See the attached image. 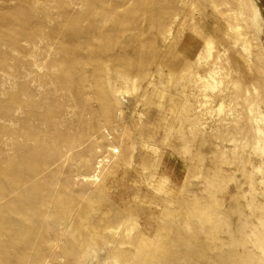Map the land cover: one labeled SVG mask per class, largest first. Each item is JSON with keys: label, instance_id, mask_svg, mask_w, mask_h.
Here are the masks:
<instances>
[{"label": "rangeland", "instance_id": "374dc122", "mask_svg": "<svg viewBox=\"0 0 264 264\" xmlns=\"http://www.w3.org/2000/svg\"><path fill=\"white\" fill-rule=\"evenodd\" d=\"M263 59L264 0H0V264H241L264 150L214 138V79L264 130ZM205 175L229 227L194 241Z\"/></svg>", "mask_w": 264, "mask_h": 264}, {"label": "bare ground", "instance_id": "6f19581e", "mask_svg": "<svg viewBox=\"0 0 264 264\" xmlns=\"http://www.w3.org/2000/svg\"><path fill=\"white\" fill-rule=\"evenodd\" d=\"M149 1H151V0H149ZM253 15H255V14H253ZM118 21H120V23L123 22L122 20H118ZM110 41H112V40H110ZM108 45L110 47L109 40H108L107 44H104V47H103L104 51L107 50L106 48H108ZM206 45L208 46V44H206ZM209 45H210V43H209ZM207 46H206V49H207ZM247 48H248V46H246L244 44V45L241 46L240 49L246 50ZM108 51H110V50H108ZM216 57H215L216 60H214V70L209 71L208 74L205 75V76L202 75L203 77H200L199 79L203 78L205 80L207 77H208V79L212 78L213 74H214V78H215V75L217 73L216 70H215L216 69L215 66H216V61L219 58V57L218 58H216ZM252 57L253 56H251V58ZM257 57L259 58V56H255L256 59H257ZM122 58H121V60L117 59V61L119 60L117 62V67H118V65H121V66L124 67V68L122 67V69L126 68L127 70H129V69H131L130 67L134 66L132 63H130L129 61L125 60L126 58L124 60ZM258 60H259V63H260L261 59H257L256 62H258ZM262 61H261V63H262ZM197 64H199V63H197ZM257 64H256V67H258V68H260L262 66L261 64H260L261 66H259V65L257 66ZM141 65L142 66L144 65L143 62L141 63ZM121 66H120V68H121ZM221 66H222V64H221ZM262 67H264V63H263ZM143 68H145V67L143 66ZM258 68H257V70H258ZM261 69H263V68H261ZM261 74H258V75H261ZM255 76H256V74H255ZM256 78H257V76H256ZM203 79H201V80H203ZM208 79H206L204 82L202 81L203 82L202 87L213 88L211 82H209L210 80L208 81ZM261 80L264 82V79H261ZM217 82H219L220 84L222 83V81H217ZM231 82H230V84H231V86H233L234 83H231ZM196 83H197V81H196ZM237 83H239V82H237ZM257 84H258V82H257ZM231 86H228V83H226L223 87H221V86L219 87L217 85L215 79H214V104L216 105V107H218V110L221 111L222 107H223V104L225 102H227V105H226L227 109H226V111H223L224 112V116L221 115L222 117L218 119L217 118L218 114H217L216 119H218V120H216L214 122V138H216V140L219 141L222 144L230 143V144H233V145H237V143H241L242 140L246 139V137H248L250 135L251 131H252L253 139L256 138V140L253 142V147H252L253 151H259L260 150L261 152H263V150H264V130H262L260 125H259L260 123L263 122V119H262L261 116H254L253 114H252L253 115L252 118H250L248 116L249 115L248 111L250 112V108L248 109V106L250 107L251 103H254V100L247 99L246 97H245V99H246L245 100L244 97H242V96H244L245 93L247 94V92H248L247 90H250V89L245 87L246 86L245 85L244 86L245 88L243 89V91L241 90V92L240 91L237 92V93H239V95H238V94L234 93V88H233V91H231V88H230ZM202 89H204V88H202ZM253 89H255V87ZM200 91H201V89H200ZM202 93H203V91H202ZM240 94H242V95H240ZM249 95H247V96H249ZM208 96H210V94ZM253 96H252V98H253ZM255 98H257V97L255 96ZM239 99H242L243 101L247 102L246 108H245V110L247 112H245V113L244 112L243 113H238L237 112L236 108L239 107V102H238ZM257 99H259V98H257ZM257 99L255 101H257L258 104H259L260 103V101H259L260 99L259 100H257ZM261 99H263V98H261ZM257 102H256V104H257ZM262 103H263V101H262ZM251 107H253V106H251ZM251 113H252V111H251ZM220 114H222V113H220ZM194 121L196 122V120H194ZM249 123L251 124V130L247 133ZM247 124H248V126H247ZM239 145H242V144H239ZM113 149H114V147H113ZM114 152L116 153L118 151L116 150ZM99 162H101V161H99ZM17 165L18 164H16V166ZM13 168H15L14 165H13ZM96 168H99V164H98V166ZM11 169H12V167H11ZM13 173L14 172H12V174ZM12 174H11V172H9V170L0 171V176L2 178V181L11 179L10 182L12 183V178L13 179L15 178V177H12ZM95 176H96L95 174L92 175L89 178V180H91V179L93 180V178H95ZM206 177H208V176H206ZM95 180H97V177L95 178ZM7 182H9V181H7ZM205 182H206V185H208V192L207 193L209 194L208 195L209 199L205 198V199H207L206 202L205 201H199V202H196V203L192 204V206H187L186 210L184 211V214L187 216V218H188L187 220L189 221L188 222V224H189L188 229H189V231L191 230V232H192L191 236H192V239L194 241H196V239H197L196 236H197V234H199L200 229H203V232H207L209 229H211L213 227L214 228L215 227H220V228L225 227L226 228V226H227V228L229 227V222H228L229 219L225 220V219H222L225 216L224 217L222 216L221 218H219L218 215H217V214H219L221 212V210L224 209V208L222 209V204H223V199L222 198H223V195L225 193V188H224L222 180L217 178V175H215V177L214 176L210 177V178L208 177ZM4 184H1V185L4 186V187L2 186L3 188L2 187L1 188L3 190H6L4 188L7 185H6L5 182H4ZM12 184H15V181ZM263 184H264V182H262L261 185H263ZM246 198H247L246 199V206H247L249 215L245 216V223H243V225L241 226L242 230L245 229V236L244 237L246 239V252H245L244 255H242L240 258H238V260H239V262L241 264H264V190L260 191V193H257L256 190L254 189V187H252V188L249 189ZM230 211H231V209L230 210L228 209V211H226V212L228 213ZM182 213H183V211H182ZM223 213H222V215H223ZM232 213H233V211L230 212V214H232ZM233 215H236V214L234 213ZM230 225H231V223H230ZM233 232H236V231L234 230ZM244 242H245V240H244ZM18 256H20V255H18ZM3 262H4V264H19L20 260L19 261H16V260L13 261V260L10 259V261H8V259L6 260L4 258Z\"/></svg>", "mask_w": 264, "mask_h": 264}]
</instances>
